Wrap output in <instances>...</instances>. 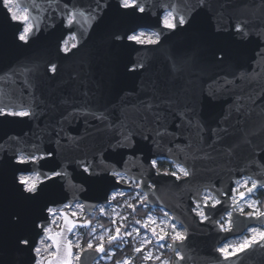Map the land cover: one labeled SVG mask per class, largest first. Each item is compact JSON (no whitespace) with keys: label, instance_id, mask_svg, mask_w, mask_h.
I'll return each mask as SVG.
<instances>
[{"label":"water","instance_id":"1","mask_svg":"<svg viewBox=\"0 0 264 264\" xmlns=\"http://www.w3.org/2000/svg\"><path fill=\"white\" fill-rule=\"evenodd\" d=\"M15 2L29 9L40 31L30 45L20 44L14 38V22L0 7V107L31 104L37 115L0 117V264L35 263L33 248L44 235L37 225L51 220L47 207L66 214L60 216L58 231L47 235L61 243L57 256L63 258L73 225L84 221L62 206L80 202L91 215L112 191L128 190L127 183L117 184L106 174L111 171L153 185L140 189L147 198L144 205L166 211L184 229V242H170L171 264H264L261 245L228 261L217 251L247 228L264 226V218L241 215L229 198L243 177L258 182L253 192L264 186V0H205L195 9L200 15L194 31L165 32L154 47L114 41L111 33L122 34L130 25L118 0H107L112 7L104 10L106 16L101 13L104 23L89 29L67 56L58 51L61 37L70 36L59 9L67 2L69 8L86 11L95 7V0ZM141 3L149 14L138 21L140 29L157 31V15L169 5L191 15L199 0ZM49 61L58 65L54 78L45 74ZM68 113L72 115L64 119ZM125 136L134 149L116 146ZM33 145L55 153L40 171L55 167L66 175L45 182L43 194L26 200L18 177L34 166L15 163L13 153L33 150ZM151 159L183 164L191 176L177 180L158 175ZM84 166L91 171L84 172ZM206 190L222 204L209 208L211 220L201 223L192 211L193 201ZM225 209L233 212L231 232L214 223ZM16 213L23 216L22 224L16 223ZM61 230L63 235L57 236ZM21 238L30 245L20 244ZM84 249L78 264H93L101 255Z\"/></svg>","mask_w":264,"mask_h":264},{"label":"snow or ice","instance_id":"2","mask_svg":"<svg viewBox=\"0 0 264 264\" xmlns=\"http://www.w3.org/2000/svg\"><path fill=\"white\" fill-rule=\"evenodd\" d=\"M205 0H199L198 5H194L191 9V15L187 14V9L185 12H177V9L173 5H169L167 11H162L160 14L157 15L156 18V28L157 31H144L139 30L142 28V25L138 23V21L143 20L149 13L147 11V6L144 3H141V0H118L117 7L119 9H123L124 11L121 13L122 16L128 18L129 27L127 30L122 33L118 34L116 32L111 33L112 39L114 41H123L127 40L129 42L135 43L141 46H158L162 43V37L165 36V32L175 34L177 30H182L184 32L194 31L197 23L198 17L200 13L195 9L197 7L202 8L204 6ZM0 7L6 10V18L10 19V21L14 22V26L16 27V32L14 33V38L22 45H30L34 38L36 37L37 32L40 31L38 25L36 24L33 16L31 15L29 9L27 7L23 8V12L19 10V7L15 0H0ZM112 5L107 2V0H95V7H90L86 11H77L75 8H69L68 3L65 2L63 8H60V16L61 22L65 24L69 29L70 38L74 43L69 46V40L61 37L59 44H58V51L62 52L65 56L72 53L73 50H76L79 47V40L87 35L88 30L94 27L99 26L100 24L104 23V20L101 18V13L104 12L105 9H110ZM59 8V5H57ZM55 15V11H54ZM104 15H107V12H104ZM74 26H78L76 31L72 29ZM236 31L238 33L243 32V27L237 25ZM218 51H223V49H218ZM215 55V53L213 54ZM218 60L220 62L223 61V56L219 57ZM142 69L144 67L143 64L139 65ZM131 71H136V67H132ZM58 72V65L54 62L49 61L48 64L45 66V74L49 75L50 78H54ZM169 100L172 98L169 97ZM149 108L151 105L148 106ZM75 111V110H74ZM37 113L31 104H21L18 107H0V117H14V118H28L34 117ZM72 115V113H68L63 115L64 119H67L68 116ZM97 119H102V116H97ZM56 136L59 137L60 133H55ZM116 146L118 148H129L134 149L135 144L132 139L128 136H125L123 140H117ZM133 155L135 153L133 152ZM55 153L51 150H41L38 145H33V150H22L19 152H14L13 157L15 163L20 165H31L34 166V170L31 172L30 175H20L18 177L19 185L21 186V192L27 193L28 195L24 198L26 200H35L41 194L44 193V188L41 187L47 181H54L56 177H60L62 175H66V173L56 171L55 167H53L50 172H42L41 169L44 166V162L53 160ZM151 168L157 170L158 175H167L174 177L175 179L179 180L181 177L188 178L191 176L190 170L183 164H176L175 170L173 171H165L160 173L158 171V161L157 159H151L149 161ZM84 172H90L91 169L88 166L83 167ZM106 172V170H105ZM107 175L112 176L115 179V182L119 184L121 181H125V175L119 171H111L106 172ZM99 180H104V175L98 176ZM249 182L251 186L249 187ZM129 189H131L132 185H135L137 189V194L135 199L137 200L136 204H127L126 206L135 211L138 206L144 205L146 201V197H141L139 193V189L142 187H153V185L146 184V182L141 179H136L135 177H129L126 181ZM257 181L252 179L251 177L248 178H241L235 182L236 188H233L231 191L236 193L240 187L246 188V191H238L239 200L236 197L230 196L232 206L235 209H238L241 215H246L249 219H261L264 218V211H259L256 202H250L246 204L247 209L249 211L245 212V207H240V201L246 200V197L251 194L257 188ZM125 192L123 190L118 192L111 193L110 197H106V202L110 203L111 201H115L118 196L123 197ZM225 196L229 194L226 192L224 193ZM222 201L213 196L211 194V190H206V192L199 198L193 201V208L192 211L195 213L196 216L200 218V222H209L211 217L209 216V208L216 209L218 206H221ZM66 208H70L71 205L66 204ZM81 209L83 208L82 205L78 206ZM115 211V209H113ZM46 212L51 217L57 216V209L52 207H47ZM226 215L221 216L219 220H215L214 223L219 227L221 231L224 232H231L233 230L234 221L232 219L233 212L227 211L225 209ZM101 215L106 214L105 208H100ZM17 219V224L23 223V216L19 213L15 214ZM60 216H66L63 210H59ZM71 215L73 217H77V212H72ZM165 216H168V213L165 212ZM120 222L117 223V219L114 217L112 219L113 229H109V235L107 236V241L105 240V236L101 235L98 237V243L94 242L93 240H89L87 243L88 250H94L96 253L104 254L106 252L105 243L112 244L114 241H118L122 238H131L133 236V232L136 235H140L141 231L144 232V238L140 241V246L135 247L133 250L136 253H145V249L148 245L153 244V238H155V243L160 247L163 248L166 245L161 243L168 238L176 242H184L188 237L185 232L181 231L180 228L175 223H169L168 227L170 228V232L167 231L165 228L161 227L159 230L157 228V219L153 218L150 214L147 216L146 220L142 223L140 220L135 221L137 225L140 227L134 228L133 230L129 231L126 230V225L124 223L127 220V217H120ZM55 219L49 220L47 224H39L37 227L40 228L41 233L46 235L50 232V224L55 223ZM160 224H164V221H160ZM149 224L152 227L149 229ZM80 226V227H91L90 220H84L83 224L80 225H73V227ZM182 227V226H181ZM123 230V237L121 236V232ZM68 231H71L69 228ZM95 229H93V232ZM248 232L250 235L243 237L242 242L236 245L225 244L221 246L217 251L222 255V258L225 261H228L239 254L252 249L256 245L264 246V230H260L257 228H249ZM150 233V235H149ZM44 235L40 239L39 243L41 245L45 244ZM63 230L57 233V236H62ZM47 239L52 243L48 245V247H55L56 251L49 253L52 257L48 259L47 264H72V258L76 261L81 260V253L85 251V249L79 244L76 243L75 247L80 249L79 252L73 253L72 251V242L67 241L66 253L63 258H59L57 253L61 248V243L56 241L55 237L47 236ZM19 243L24 246H29L30 241L27 238H21ZM167 247H172L171 244L167 245ZM35 254L37 256H41L42 250L39 246H34L33 248ZM47 250V249H46ZM177 257H180V254L177 252ZM144 259L146 261H153V260H160L159 256H155L151 251L144 254ZM37 264H42V261H37ZM120 264V262H117ZM123 264H129L128 260H125ZM162 264H168L167 261H162Z\"/></svg>","mask_w":264,"mask_h":264},{"label":"rangeland","instance_id":"3","mask_svg":"<svg viewBox=\"0 0 264 264\" xmlns=\"http://www.w3.org/2000/svg\"><path fill=\"white\" fill-rule=\"evenodd\" d=\"M19 7V6H18ZM19 10L21 11V13L23 12V8L19 7ZM140 30H144V29H140ZM139 31V30H138ZM144 31H150V30H144ZM67 39L69 40V46H71L72 43H74V41L71 40L70 36L67 37ZM158 160H165V159H157ZM168 161V160H167ZM172 163V162H171ZM175 165L172 163V168L175 169ZM31 173H27V174H19L20 175H30ZM243 178H248V177H243ZM128 177L125 176V181H122L124 183H126ZM249 187L251 186V183L249 182ZM234 188H236V184L234 185ZM246 188L244 187H240L238 189V191H242ZM122 189L119 190H114L113 192H118L121 191ZM125 192V195L123 197L118 196L117 199L115 201H111L110 203H105V204H101L98 205L95 210L93 211V213L91 215H88L84 212L83 208L81 209L80 205H82L80 202H75L71 205L70 208H66L64 204L62 206L63 209H65L69 214H71L72 212H77L78 216L74 217L75 219L84 221L89 219V217H93L94 218V222L91 223V227H88L85 229V227H75L73 232L69 235V241L72 242L73 245V253H77L80 251V249L76 248L75 245L76 243H79L83 248L87 247V243L89 240H93L94 242L98 243V237L103 235L105 236V240L107 241V236L110 234L109 233V229H113V224H112V219L115 217L117 219V223L120 222L119 218L120 217H127V204H131V202L137 201L135 199L136 194H137V189L135 188V185H132L131 189L128 190H123ZM233 193V195L236 197L237 200V193ZM206 191L203 192V194ZM110 193V195H111ZM139 193L141 197H145V194L139 189ZM202 194V195H203ZM261 194H264V186L259 188L257 191L253 192L251 195L246 197V200L244 201H240V207H245V212L249 211V209H247L246 204L250 203V202H256V205L258 206V210L259 211H264V200L263 198H261ZM109 195V197H110ZM232 195V196H233ZM105 208L106 209V214L105 215H101L100 213V208ZM56 209V208H54ZM113 209H115V211H113ZM153 207H151V210L147 211L146 214L140 219V221L143 223L147 216L150 214L153 218L157 219L158 223H157V228L158 230L163 227L165 228L167 231H171L170 228L168 227L169 223H175L178 228H180L181 231L184 232V229L178 224L176 223L172 217L170 216V214L168 213V216H165V212L164 210L160 209L159 211H154ZM238 211V209H236ZM57 213H58V209H57ZM226 215V214H225ZM224 215V216H225ZM72 216V215H71ZM51 217V216H50ZM73 217V216H72ZM101 217V218H105V220L109 221V224H102L100 223L97 218ZM55 219V223L50 224V232H57L60 225H61V217L59 215V213L57 214L56 217H51V220ZM90 220V219H89ZM160 221H164V224H160ZM125 225H126V230H133L134 228L140 227V225H137L135 222L129 221L128 219L124 221ZM152 227L151 224H149V229ZM250 228V227H249ZM247 228L245 230V232H243L241 235L236 236V237H232L229 238L227 240H225L224 242H222L218 248H220L221 246L225 245V244H231V245H236L242 242L243 237L250 235L248 232ZM251 228H257L260 230H264V226H251ZM93 229H95V231L93 232ZM83 230L86 231L83 232ZM114 230V229H113ZM48 233V234H49ZM44 235V239H45V244L41 245L39 243L40 239L42 238V236L39 238L37 246L41 247L42 250V254L41 256H37L36 255V261L34 264H37V261H42V264H44V260L49 257V253L54 252L53 247H48V245H50L52 242L49 241L47 239V235ZM150 235V233H149ZM121 236L123 237V230L121 232ZM144 238V232L143 230L141 231L140 235H136L135 232H133V236L131 238H122L120 240H122V243H120L119 241H114L116 243H114V245H111L110 247H108L106 249V252L104 254H101L94 262L93 264H117V262H120V264H123V262L125 260L129 261V264H135L132 260V258L130 257V255H125L123 256L120 260H115L113 255L115 253V248H121L126 242H129L131 245V250L134 254H136V252H134V248L135 247H139L140 246V241ZM171 238H168L164 241H161V243L165 244L166 246L163 248H160L156 243H155V238H153V244L148 245L145 249V253L151 251L155 256H159L160 260H153L151 261V264H162V261H167L168 264H171V250L169 247H167V245L170 244L171 242ZM107 244V242L105 243ZM47 249V250H46ZM145 253H141L142 259L143 261H146L144 259V254ZM72 264H78V261H76L74 258H72Z\"/></svg>","mask_w":264,"mask_h":264},{"label":"trees","instance_id":"4","mask_svg":"<svg viewBox=\"0 0 264 264\" xmlns=\"http://www.w3.org/2000/svg\"><path fill=\"white\" fill-rule=\"evenodd\" d=\"M158 169L161 171H173L172 163L170 161H167V160H158ZM261 198H263V200H264V194H261ZM136 203H137V201H135V203H134V201L131 202V204H136ZM126 208H127L126 209L127 210V219L129 221H132V222L140 220L146 214L147 211L151 210V207L146 206V205L138 206L135 211H132L128 207H126ZM153 210L157 212L160 209L155 208ZM86 217H88V215ZM89 219H90L91 223L94 222L93 217H89ZM97 220L104 225L110 223L109 221L105 220V218H101V217H98ZM83 232L86 233L85 230H83ZM118 241L120 243H122V240H118ZM114 243H116V242H113L112 244H105L106 249L108 247H110L111 245H114ZM125 255H130V257L132 258V260L135 264H151V261H143L141 253L134 254L131 250V245L129 242H126L121 248L116 247L113 257L115 260H120Z\"/></svg>","mask_w":264,"mask_h":264},{"label":"built area","instance_id":"5","mask_svg":"<svg viewBox=\"0 0 264 264\" xmlns=\"http://www.w3.org/2000/svg\"><path fill=\"white\" fill-rule=\"evenodd\" d=\"M69 37V36H68ZM67 39V38H66Z\"/></svg>","mask_w":264,"mask_h":264},{"label":"flooded vegetation","instance_id":"6","mask_svg":"<svg viewBox=\"0 0 264 264\" xmlns=\"http://www.w3.org/2000/svg\"><path fill=\"white\" fill-rule=\"evenodd\" d=\"M167 11V10H166Z\"/></svg>","mask_w":264,"mask_h":264}]
</instances>
